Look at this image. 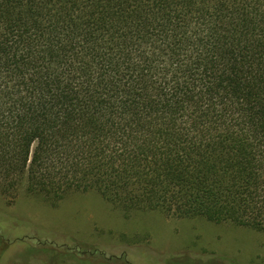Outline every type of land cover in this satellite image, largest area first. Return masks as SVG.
Segmentation results:
<instances>
[{
  "label": "trees",
  "instance_id": "16d2710c",
  "mask_svg": "<svg viewBox=\"0 0 264 264\" xmlns=\"http://www.w3.org/2000/svg\"><path fill=\"white\" fill-rule=\"evenodd\" d=\"M22 182L264 231V0H0V193Z\"/></svg>",
  "mask_w": 264,
  "mask_h": 264
},
{
  "label": "rangeland",
  "instance_id": "374dc122",
  "mask_svg": "<svg viewBox=\"0 0 264 264\" xmlns=\"http://www.w3.org/2000/svg\"><path fill=\"white\" fill-rule=\"evenodd\" d=\"M0 235V264H85L63 244L123 252L133 264H264V231L159 210L126 213L94 190L28 193L25 182L14 197L0 193Z\"/></svg>",
  "mask_w": 264,
  "mask_h": 264
}]
</instances>
